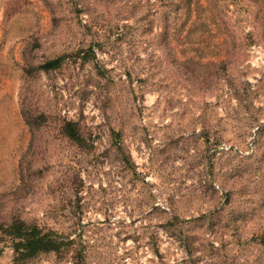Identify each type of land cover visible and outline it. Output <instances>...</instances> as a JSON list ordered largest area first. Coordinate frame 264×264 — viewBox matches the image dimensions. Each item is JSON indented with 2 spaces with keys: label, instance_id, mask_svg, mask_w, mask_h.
<instances>
[{
  "label": "rangeland",
  "instance_id": "obj_1",
  "mask_svg": "<svg viewBox=\"0 0 264 264\" xmlns=\"http://www.w3.org/2000/svg\"><path fill=\"white\" fill-rule=\"evenodd\" d=\"M211 2L0 0V218L72 241L25 264L264 256L250 242L264 230V0H218L225 17ZM30 106L48 115L33 133ZM172 217L189 238L164 228ZM0 264H12L7 237Z\"/></svg>",
  "mask_w": 264,
  "mask_h": 264
},
{
  "label": "trees",
  "instance_id": "obj_2",
  "mask_svg": "<svg viewBox=\"0 0 264 264\" xmlns=\"http://www.w3.org/2000/svg\"><path fill=\"white\" fill-rule=\"evenodd\" d=\"M157 1L159 7L164 6L169 8V6H173V10L176 12L180 9L185 10L187 13L188 11H190L191 8V0H172L170 1V3H163L161 2V0ZM212 1L213 2L211 3L213 6L211 7V9L213 14L217 15L218 17H225V15L220 10L219 6H217L218 0ZM181 22L182 24H184L183 21ZM174 28V31H178V27ZM61 60V56L52 59H47L40 63L38 65V68L39 70L47 72L50 69L57 68L60 65ZM21 111L23 120L32 133L38 131L42 127H45V124L48 120V115L46 113L39 110L37 111L34 108L32 109L31 106L28 108H23ZM58 127L59 133L63 137H65L69 142L74 143L77 146H82V144L84 143V139L82 137V133L78 128L77 122L71 120H62ZM124 159V162H126L127 164L130 161L129 155L127 154ZM230 193L231 191H227L225 193L226 198H229ZM242 203V209L239 212L245 213V208L247 205H245L246 202ZM230 213H233V210H231ZM208 217L210 216L202 214L199 217L201 219H196V221H203ZM185 220H187L185 222H194V220L192 219ZM179 223H181V220H179L177 217H172L167 219L166 223H164L163 226H165L164 228L174 236H179L180 238H189L191 235L182 231V227ZM211 226L212 225L210 224L209 227ZM192 228H195V226L193 225ZM1 237H7L10 239L12 264H25L28 261L34 260L41 254H47L50 252L61 257V253H64L66 249L69 250L71 246L70 244H72V241L70 239L62 237L61 235L53 231L51 228L39 226L35 222H26L24 219L14 214V212H10L5 217L0 218V238ZM250 242L253 248L256 249L259 254H264V230L251 237ZM210 247L213 248L212 245H210ZM154 252H156V249H154ZM72 256H78V258L80 259V253L78 252H74ZM246 263L264 264V256L260 258L250 257L247 259Z\"/></svg>",
  "mask_w": 264,
  "mask_h": 264
}]
</instances>
